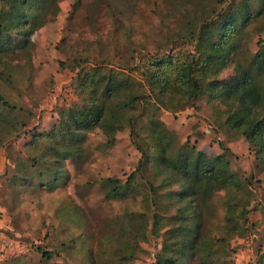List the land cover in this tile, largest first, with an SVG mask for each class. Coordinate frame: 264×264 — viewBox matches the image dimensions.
Returning <instances> with one entry per match:
<instances>
[{"label": "trees", "instance_id": "1", "mask_svg": "<svg viewBox=\"0 0 264 264\" xmlns=\"http://www.w3.org/2000/svg\"><path fill=\"white\" fill-rule=\"evenodd\" d=\"M103 1L112 22L105 48L98 46L101 38H97L98 49L81 47L70 59V68H79L74 79L78 101L60 107L48 130L34 131L23 143L25 156L14 160L7 184L18 189L14 197L22 190L51 192L65 186L71 178L66 161L78 170L83 166L85 144L91 133L103 130L106 104L111 103L129 115L130 139L140 157L125 180L115 176L99 179L104 198L140 197L142 207L107 219L90 234L84 230L69 233V241L58 247L64 252L65 264L132 262L139 243L149 234L160 236L167 217L180 230V237L164 247L154 264H232L234 237H244L255 229L264 241V206L255 222L249 221V209L243 204L236 206L237 224L225 215L231 198L260 179L253 173L245 177L220 155L202 151L194 156V148L188 144L176 153L156 108L172 114L202 106L229 111L232 134L246 139L255 169L263 172L264 37H259L254 52L249 42L264 32V0H165L167 18L160 20L159 40L152 50L134 39L131 18L135 3L94 0L91 12ZM80 5L76 0L74 7ZM58 12L59 0H0V54L31 64L33 35L55 20ZM170 17L176 19L175 24ZM138 49L143 52L136 61ZM59 65L65 67L66 63L60 60ZM14 134L0 120V147ZM104 137L107 145L114 143V138ZM86 186H91L90 181ZM78 209L68 204L58 216L76 225L88 224ZM156 213L162 215L157 220ZM91 239L97 240L96 245L88 242ZM37 250L42 259L53 258L48 249ZM74 256L79 257L78 262ZM258 263L264 264V251Z\"/></svg>", "mask_w": 264, "mask_h": 264}, {"label": "rangeland", "instance_id": "2", "mask_svg": "<svg viewBox=\"0 0 264 264\" xmlns=\"http://www.w3.org/2000/svg\"><path fill=\"white\" fill-rule=\"evenodd\" d=\"M78 1L81 5L74 7L76 0H59L55 20L35 32L31 64L22 58L0 54V120L15 132L0 147V264H65L64 252L58 247L62 241H69V233L77 235L84 230L90 234L98 226L102 227L107 219L142 207L140 197L104 198L99 179L115 176L125 180L140 157L130 139L129 115L118 111L111 103L106 104L103 130L89 135L85 144L87 160L83 166L78 170L73 162L66 161L71 178L65 186L51 192L45 189L22 190L14 197L18 189L7 184L14 160L25 156L23 143L31 139L34 131L48 130L56 122L60 107L78 101L79 90L74 79L79 68H70L75 51L88 45L96 48L97 38H101L98 46L104 49L109 39L112 22L105 2H100L99 9L91 12L90 4L94 0ZM131 1L136 5L131 18L135 25L134 39L137 44L152 50L154 42L159 40L156 33L160 20L167 18L164 15L168 13L169 5L165 0ZM172 21L175 24L176 19ZM260 34L254 35L249 42L253 52L258 48V40L264 37V32ZM121 51L125 53L123 48ZM141 52L140 49L135 52L136 61ZM60 60L65 61V67H60ZM156 114L165 123L176 153L188 144L194 148V156L202 151L220 155L245 177L253 173L260 179L235 194L225 212L230 223L237 224L236 206L243 204L249 209V221H257L264 206V171L255 169V157L249 151L246 139L232 134L230 112L202 106L199 110L187 107L175 114L156 108ZM101 132L114 138V143L107 145ZM88 181L90 187L86 186ZM68 204L74 209L78 207L89 223L76 225L59 217L58 211ZM161 216L156 213L154 219ZM64 228L65 231L61 232L60 229ZM259 233V230L252 229L244 237L232 239L233 252L229 257L232 264H260L258 258L264 251V241ZM179 237L180 230L167 217L160 236L149 234L139 243L137 258L125 264H154L155 257L163 253L164 247ZM88 242L96 245L97 240ZM38 247L51 251L53 258L42 259ZM74 258L78 262L79 257Z\"/></svg>", "mask_w": 264, "mask_h": 264}, {"label": "built area", "instance_id": "3", "mask_svg": "<svg viewBox=\"0 0 264 264\" xmlns=\"http://www.w3.org/2000/svg\"><path fill=\"white\" fill-rule=\"evenodd\" d=\"M6 243V242H5Z\"/></svg>", "mask_w": 264, "mask_h": 264}]
</instances>
